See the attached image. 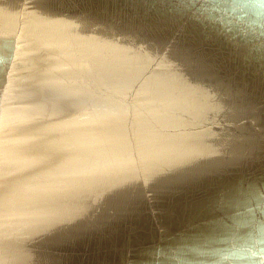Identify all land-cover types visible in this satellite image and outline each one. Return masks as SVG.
Instances as JSON below:
<instances>
[{
	"label": "water",
	"instance_id": "95a60500",
	"mask_svg": "<svg viewBox=\"0 0 264 264\" xmlns=\"http://www.w3.org/2000/svg\"><path fill=\"white\" fill-rule=\"evenodd\" d=\"M0 0V264H264V5Z\"/></svg>",
	"mask_w": 264,
	"mask_h": 264
},
{
	"label": "snow or ice",
	"instance_id": "6c2138e0",
	"mask_svg": "<svg viewBox=\"0 0 264 264\" xmlns=\"http://www.w3.org/2000/svg\"><path fill=\"white\" fill-rule=\"evenodd\" d=\"M184 2L191 7L195 8L196 3H200V11L205 12L209 10L206 5L217 4L219 0H184ZM229 11L246 7L250 2H256L260 5H264V0H222ZM249 213L255 215L257 212L260 214V228L264 231V194L259 197V203L255 209H248Z\"/></svg>",
	"mask_w": 264,
	"mask_h": 264
}]
</instances>
